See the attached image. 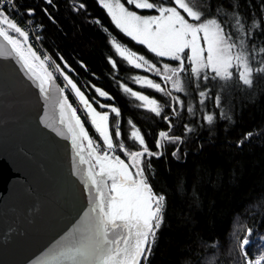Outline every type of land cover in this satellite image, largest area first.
<instances>
[{"label":"snow or ice","instance_id":"snow-or-ice-1","mask_svg":"<svg viewBox=\"0 0 264 264\" xmlns=\"http://www.w3.org/2000/svg\"><path fill=\"white\" fill-rule=\"evenodd\" d=\"M44 2L51 5L53 0ZM98 3L120 32L156 58L154 62L116 38L110 40L116 56L128 67L151 74L133 76L134 83L167 98V103H161L156 97L117 81L122 92L138 102L137 108L156 118L162 117L167 125V130L157 134L156 151L148 148L144 135L131 119L128 139L136 147L130 148L122 139L121 110L100 100H90L64 71H71L66 62L61 68L51 57L37 53L29 40L28 26L33 21L21 25L16 18L22 14L32 17L35 9L27 8L20 13L16 0H0V40L15 54L26 78L45 100L51 96L55 73L66 82L57 88L59 123L64 128L57 134L70 143L71 174L82 184L87 196L86 208L58 242L56 255L47 264H141L142 260L147 264L166 207V197L153 191L147 171L152 168V159L163 155L166 144L177 146L172 152L174 157L180 151L183 136L172 134L174 119H179L182 112L195 117L199 110L204 113L203 122L211 126L216 117L206 110L209 100L227 118L225 95L241 86L250 89L254 76L264 75V43L259 46L256 43L257 39H264L257 35L258 31L264 33V24L244 17L237 2L231 8L223 3L213 5L212 0H98ZM84 8L83 3L73 0L74 11ZM145 10L152 14L141 15ZM44 12L54 22L47 9ZM40 28L42 25H35V30ZM6 54L8 49L0 44V55ZM109 63L114 72L119 70L117 60L109 57ZM69 87L79 110L65 94ZM91 87L96 96L114 99L102 88ZM183 96L189 99L186 101ZM94 103L107 110L99 111ZM165 108L170 109L168 114ZM78 112L83 113V118ZM86 122L99 139L90 135ZM183 129L184 135L194 131L187 123ZM251 135L247 133L245 138ZM251 236L249 228L243 238L237 237L235 248L241 264H264V248L249 253Z\"/></svg>","mask_w":264,"mask_h":264},{"label":"trees","instance_id":"trees-1","mask_svg":"<svg viewBox=\"0 0 264 264\" xmlns=\"http://www.w3.org/2000/svg\"><path fill=\"white\" fill-rule=\"evenodd\" d=\"M78 2L85 8L74 11L73 0H53L51 5L44 0H16L20 12L35 9L32 17L42 25L41 46L45 54L61 68L65 62L70 66L71 71H64L90 100H100L121 110L124 142L130 148L136 147L128 139L131 119L144 135L148 148L156 151L157 134L167 130V125L162 117L137 108L138 102L123 93L117 81L156 97L161 103H167V98L134 83L133 76L151 74L128 67L116 56L110 40L116 38L154 62L156 58L117 29L98 0ZM233 2L238 3L240 13L249 21L264 24V0H212L213 5L223 3L226 8H231ZM257 35L264 37L259 31ZM256 43L259 46L264 39H257ZM109 57L117 60L118 71L111 68ZM152 78L160 82L158 77ZM253 79L250 89L241 86L225 95L227 118L209 100L206 110L216 117L211 126L203 122L204 113L199 110L195 117L182 112L179 119H174L172 134L183 136L180 151L174 157L172 152L177 146L166 144L163 155L153 158L152 168L147 171L153 191L166 197L163 222L147 264H241L235 245L237 237L243 238L249 228V253L264 248V75ZM91 85L102 88L114 99L96 96ZM93 106L99 111L107 110L95 103ZM196 107L199 109V105ZM169 111L165 108V114ZM185 123L194 129L187 135ZM87 128L99 139L90 126ZM247 133L252 135L245 138Z\"/></svg>","mask_w":264,"mask_h":264},{"label":"water","instance_id":"water-1","mask_svg":"<svg viewBox=\"0 0 264 264\" xmlns=\"http://www.w3.org/2000/svg\"><path fill=\"white\" fill-rule=\"evenodd\" d=\"M0 44L9 53L0 55V264H47L87 196L71 174L70 143L57 134L59 83L45 100Z\"/></svg>","mask_w":264,"mask_h":264},{"label":"built area","instance_id":"built-area-1","mask_svg":"<svg viewBox=\"0 0 264 264\" xmlns=\"http://www.w3.org/2000/svg\"><path fill=\"white\" fill-rule=\"evenodd\" d=\"M20 13H24V11L20 12ZM13 15L16 16L15 13H13ZM16 18L18 19V22L21 23V25H24L25 21H27V20H32L33 21V24L28 26V31L30 33V36H29L30 43L32 44V46L34 47V49L37 51V53L39 55H41L42 57L45 56L46 54H45V52H44V50L42 49V46H41L42 29L40 28L39 30H35V25H39V24H37L34 21L33 17H29L26 14L18 15V16H16ZM37 37H40V39H37ZM55 77H56L55 80L59 83L60 87H63L65 85V82L63 81L62 76H60L59 73H55ZM65 94L69 97L70 102H72L73 105L76 106L78 108V110H79L80 106L76 103V101H74L71 98L69 88L66 89ZM78 114H80L82 116V118H83V113L82 112H78ZM88 126H89V124L86 122V127H88ZM92 136L94 137V135H92Z\"/></svg>","mask_w":264,"mask_h":264},{"label":"rangeland","instance_id":"rangeland-1","mask_svg":"<svg viewBox=\"0 0 264 264\" xmlns=\"http://www.w3.org/2000/svg\"><path fill=\"white\" fill-rule=\"evenodd\" d=\"M145 11H147V10H145ZM149 14H152V13H147V14H141V15H149ZM63 78V77H62ZM64 81V80H63ZM65 82V81H64ZM65 84H66V82H65ZM69 90H70V96H71V98L74 100V101H76V99H75V97H74V95L72 94V92H71V89H70V87H69Z\"/></svg>","mask_w":264,"mask_h":264},{"label":"flooded vegetation","instance_id":"flooded-vegetation-1","mask_svg":"<svg viewBox=\"0 0 264 264\" xmlns=\"http://www.w3.org/2000/svg\"><path fill=\"white\" fill-rule=\"evenodd\" d=\"M89 126L91 127V125L89 124ZM96 135V134H95ZM122 155V154H121ZM122 158H123V156H122Z\"/></svg>","mask_w":264,"mask_h":264}]
</instances>
